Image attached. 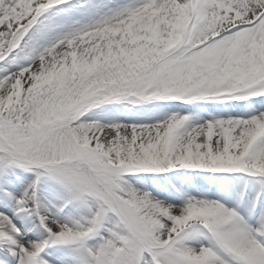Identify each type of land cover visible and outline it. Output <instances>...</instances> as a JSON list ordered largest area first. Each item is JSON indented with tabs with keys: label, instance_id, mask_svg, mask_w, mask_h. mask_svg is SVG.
<instances>
[{
	"label": "snow or ice",
	"instance_id": "1",
	"mask_svg": "<svg viewBox=\"0 0 264 264\" xmlns=\"http://www.w3.org/2000/svg\"><path fill=\"white\" fill-rule=\"evenodd\" d=\"M0 264H264V0H0Z\"/></svg>",
	"mask_w": 264,
	"mask_h": 264
}]
</instances>
